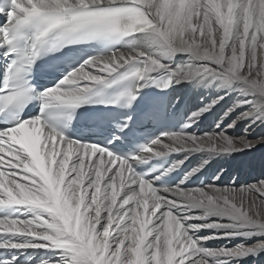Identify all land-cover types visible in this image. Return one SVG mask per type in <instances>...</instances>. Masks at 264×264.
Returning a JSON list of instances; mask_svg holds the SVG:
<instances>
[{"label": "snow or ice", "instance_id": "obj_1", "mask_svg": "<svg viewBox=\"0 0 264 264\" xmlns=\"http://www.w3.org/2000/svg\"><path fill=\"white\" fill-rule=\"evenodd\" d=\"M0 16L4 17L0 48H6L5 57L18 53L17 41L29 26L35 28L25 54L29 65L50 35L71 41L150 33L161 43V54H190V59L211 62L223 77L241 82L242 91L256 97L255 102L241 100L234 107L252 103L253 111L264 109V0H0ZM16 63L12 59L5 69L0 103L20 108L31 99V89L18 82ZM121 69L126 72L120 79L133 81L164 70L180 82L199 71L177 68L173 72L150 52L115 50L108 56L86 59L44 89L38 96L41 111L77 107ZM201 69L213 72L204 64ZM119 99L130 105L135 96L128 90ZM252 114L245 112L240 118ZM255 143L234 140L223 132L202 137L162 133L135 156L122 159L104 147L65 139L39 115L18 120L0 128V206L27 205L43 211L27 220L0 218V233L22 234L44 243L9 239L0 241V248L59 249L60 264H215L216 260L256 255L264 251V240L208 250L189 236V230L197 226L185 222L216 215L238 223L240 231L220 234L224 238L241 232L264 236V181L239 188L213 185L157 190L134 170L137 163L170 152L206 149L231 154L250 150ZM177 166L173 164L161 175ZM197 170L192 169L184 179ZM194 209H203V215H190ZM0 264L11 261L0 260Z\"/></svg>", "mask_w": 264, "mask_h": 264}, {"label": "bare ground", "instance_id": "obj_2", "mask_svg": "<svg viewBox=\"0 0 264 264\" xmlns=\"http://www.w3.org/2000/svg\"><path fill=\"white\" fill-rule=\"evenodd\" d=\"M161 48V43L153 34L141 33L134 38L133 44L126 51L136 49L150 52L159 57L160 62L173 72L177 68H184L190 72L199 70L198 74L191 79L180 80V82H175V79L170 76L173 86L177 85V87L175 88L174 86L169 103L173 109H177L185 103L183 108L186 114L184 116L185 121L193 125V128L184 135L202 137L223 132L234 140L244 138L248 141L256 142L255 146L250 150L232 152L231 154H216L206 149L198 151L185 150L186 153L184 152L176 158L175 164L182 166L186 161L189 162L190 166L187 169V174L192 169L198 170L188 178L190 180L197 176L196 181L192 183L193 186L187 187L181 184L179 185L181 190H194L213 185L217 187L232 186L239 188L258 181H264V142H261L264 141V109L258 108L256 111H253L252 103L234 107L241 100L255 102L256 97L250 93L243 92L241 82L229 81L223 77L220 74L218 66L211 64V62L190 59V54H161ZM202 64L211 68L213 72L204 73L201 69ZM166 74L170 75L167 71L156 70L148 74L147 78H155ZM210 105L211 107H209ZM229 109L233 110L229 112ZM245 112H253V114L241 119L240 117ZM165 143L171 142L165 139ZM232 174L234 176L230 179ZM204 178H206V181H204ZM156 189L160 190L163 188ZM24 207V210L15 218L20 220L32 219L43 211L33 206L24 205ZM173 211L178 216L184 215L183 212L176 213L175 210ZM190 215H203V209L191 210ZM185 223L188 226H197L195 230H189V236L193 240H199L204 234L214 233L205 236L208 243L198 245L202 248L206 246L215 249H233L238 244L252 245L257 240H264V236H252L247 232H241L240 235L230 238L222 237L220 235L222 233L240 231L238 223L231 221L227 217L210 215L204 220L188 219ZM207 223H217L218 226L215 228L203 227ZM214 236L216 238H208ZM9 239L16 242L44 243L38 241L36 238H30L22 234H9L5 240ZM58 250L46 246L21 248L17 252L8 253L10 255L8 261H11V264H21V259L28 256L29 261L34 260L33 264H60V253L62 250H59V252ZM49 255L53 257L50 259L48 257L45 258V256ZM41 256H44L45 259H39ZM215 264H264V251L256 255H246L241 259L216 260Z\"/></svg>", "mask_w": 264, "mask_h": 264}, {"label": "rangeland", "instance_id": "obj_3", "mask_svg": "<svg viewBox=\"0 0 264 264\" xmlns=\"http://www.w3.org/2000/svg\"><path fill=\"white\" fill-rule=\"evenodd\" d=\"M199 101H200V99H199ZM199 103H203V102H199ZM233 176H234V174H232V176L230 177V179H232ZM199 231H201V229H199ZM198 233H199V232H198ZM212 234H214V233H207V234H204L203 237L205 238V236H209V235H212ZM203 237H202V238H203ZM194 239H195V237H194ZM196 239H198V238H196ZM199 240H200V243H199V244H201V245H204V244H207V243H208V242L206 241V239L201 240V238H200ZM226 240H228V239H226ZM203 248H205V249H214V250L217 249V248L215 249V248H212V247L210 248V247H206V246H204ZM218 248H219V247H218ZM217 250H219V249H217ZM58 252H59V250H58ZM47 257H48V259H50V258H52L53 256H52V255L45 256V258H47ZM43 258H44V256H41L39 259L42 260ZM45 258H44V259H45ZM24 260H28V261H29L28 256H25L24 259H22L20 263H21V264H30V263L33 264V263H34V260H30L29 263H24Z\"/></svg>", "mask_w": 264, "mask_h": 264}]
</instances>
